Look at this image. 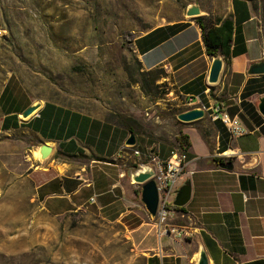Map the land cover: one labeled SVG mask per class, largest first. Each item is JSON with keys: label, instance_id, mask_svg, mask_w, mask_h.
Instances as JSON below:
<instances>
[{"label": "crops", "instance_id": "crops-1", "mask_svg": "<svg viewBox=\"0 0 264 264\" xmlns=\"http://www.w3.org/2000/svg\"><path fill=\"white\" fill-rule=\"evenodd\" d=\"M228 13L233 35L226 60L206 53L201 29L184 15L132 41L143 69H165L185 110H205L203 119L181 129L190 143L188 166L172 203L187 181L190 200L164 224L141 202V186L132 180L139 162L134 151L142 160L148 152L165 159L179 149L176 141L145 140L142 150L129 148L128 127L49 101L23 120L20 114L37 99L17 78L6 81L0 92V154L12 148L13 165L23 168L42 211L55 218L87 212L120 225L146 264H198L201 252L207 264H264V117L259 112L264 75L247 74L250 64L264 61V21L253 0H230ZM214 57H222L223 67L211 85ZM215 104H222L245 133L231 137L213 122ZM73 143L77 152L69 149ZM42 144L52 148L44 161ZM166 225L177 233L164 234Z\"/></svg>", "mask_w": 264, "mask_h": 264}, {"label": "rangeland", "instance_id": "rangeland-1", "mask_svg": "<svg viewBox=\"0 0 264 264\" xmlns=\"http://www.w3.org/2000/svg\"><path fill=\"white\" fill-rule=\"evenodd\" d=\"M229 2L0 0V92L15 77L32 99L127 122L140 136L139 150L145 140L177 142L186 125L176 118L183 98L165 69L155 85L141 77L147 70L121 33L131 32L133 41L182 18L191 4L214 23L228 17ZM256 3L264 21V0ZM69 149L79 150L77 143ZM11 151L0 154V264H146L120 225L87 212L55 218L42 211Z\"/></svg>", "mask_w": 264, "mask_h": 264}, {"label": "water", "instance_id": "water-1", "mask_svg": "<svg viewBox=\"0 0 264 264\" xmlns=\"http://www.w3.org/2000/svg\"><path fill=\"white\" fill-rule=\"evenodd\" d=\"M185 16L188 18H198L202 16V11L197 4L189 5L185 10ZM223 67L222 57H214L208 82L214 85L218 82L221 70ZM247 74L250 76H261L264 75V61L255 62L249 65ZM42 106V101L37 100L31 104L26 110H24L20 117L23 120L29 119L33 116ZM259 112L264 117V97L259 100ZM205 116V110L200 107H193L191 109L185 110L179 113L176 118L182 124H191L203 119ZM126 147L133 148L137 145V138L134 133H130L125 141ZM52 153V148L46 144H42L39 147V155L41 160H46L50 157ZM137 171L132 175V180L135 184L141 186V202L144 205L147 212L152 216L156 217L158 214L159 206V196L155 185L152 180L153 171L150 167L146 165H138ZM191 197V186L190 182L187 181L184 185L177 191L173 205L176 207L185 206ZM198 264H207V259L204 252L200 253V258Z\"/></svg>", "mask_w": 264, "mask_h": 264}, {"label": "built area", "instance_id": "built-area-1", "mask_svg": "<svg viewBox=\"0 0 264 264\" xmlns=\"http://www.w3.org/2000/svg\"><path fill=\"white\" fill-rule=\"evenodd\" d=\"M211 120L213 122H220L231 137L240 136L245 133V130L234 120L230 119L227 113L224 111L222 104H215L211 108ZM134 156L139 158L137 165H146L153 171L152 180L155 182L158 196L159 206L158 214L161 223H166L172 212L168 209V205L172 203V197L176 193V188L183 176L187 174L186 169L188 166V156L184 150H175L165 159H160L155 154L148 152L145 155V159L142 160L141 153L138 150L134 151ZM162 232L164 234H175L176 229L166 225L163 227ZM183 235H186L183 232Z\"/></svg>", "mask_w": 264, "mask_h": 264}, {"label": "trees", "instance_id": "trees-1", "mask_svg": "<svg viewBox=\"0 0 264 264\" xmlns=\"http://www.w3.org/2000/svg\"><path fill=\"white\" fill-rule=\"evenodd\" d=\"M255 2V7L257 8V0H253ZM258 9V8H257ZM195 22L199 26L202 32V40L206 48V53L209 56H222L224 60L230 58L231 56V43H232V35H233V22L230 16L222 19H218L216 22L206 23V16H201L198 18H194ZM123 40L128 43V47H132V36L133 34L128 31H123L121 33ZM138 66L142 69V65L138 62ZM165 76V72L163 68H157L149 71H142L141 77H149L150 85H155L156 81L161 77ZM141 89L144 93L148 94L150 90L142 84ZM125 123H119L129 128L130 133L137 134L135 130L125 125ZM179 139H177L178 148L180 150L186 151L189 146L188 136L179 132ZM169 210L172 211H180L183 207H176L173 204L167 206Z\"/></svg>", "mask_w": 264, "mask_h": 264}]
</instances>
